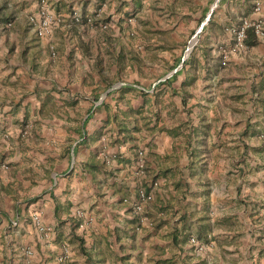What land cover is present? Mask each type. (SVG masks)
Returning <instances> with one entry per match:
<instances>
[{"label":"crops","instance_id":"0c3cea01","mask_svg":"<svg viewBox=\"0 0 264 264\" xmlns=\"http://www.w3.org/2000/svg\"><path fill=\"white\" fill-rule=\"evenodd\" d=\"M255 3L4 0L0 264H264V36L233 51L231 32L264 31Z\"/></svg>","mask_w":264,"mask_h":264},{"label":"built area","instance_id":"2783aa9c","mask_svg":"<svg viewBox=\"0 0 264 264\" xmlns=\"http://www.w3.org/2000/svg\"><path fill=\"white\" fill-rule=\"evenodd\" d=\"M262 5V0H256L255 3V13L260 12ZM81 15L78 12H74L72 14V19L75 22L81 21ZM28 23L34 29L37 37L46 38L53 34V32L57 29V27L61 24V18L55 15L48 7L44 1L39 3L38 10L35 13H32L28 16ZM90 21V20H89ZM107 24H101L100 29L106 30ZM248 29H252L256 37H263V22L260 19L254 20H243L241 24L234 29L231 30L234 35V46L233 51L243 50L245 48L244 41L246 39V32ZM219 51L222 55L223 60L225 61L228 57V51L224 48H219ZM261 140L264 142V135L260 136ZM135 173L138 177L143 178L145 174V160L143 157V152L138 153V159L135 164ZM153 185H156L154 183ZM150 200V195H148L143 189L138 191V196L135 202L132 204L133 212L140 217L141 220H145L144 215V206ZM127 202V201H126ZM78 217L82 216L81 211L76 212ZM31 220L33 225L38 229V231L48 234L51 229L49 227H45L40 219V215L37 212H33L31 214ZM92 219H89L91 221ZM189 244L193 247L195 252L199 254H203L207 249L212 247V243H201L196 238L191 237L189 239ZM66 253V249L64 251Z\"/></svg>","mask_w":264,"mask_h":264},{"label":"trees","instance_id":"16d2710c","mask_svg":"<svg viewBox=\"0 0 264 264\" xmlns=\"http://www.w3.org/2000/svg\"><path fill=\"white\" fill-rule=\"evenodd\" d=\"M2 3L0 4V24L6 25L8 23H10L13 18L10 15H6L5 12V4H4V0H1ZM246 39L244 41V43H246L247 46H254L256 44V35L254 34L252 29H248L246 32ZM204 133V132H203ZM199 137V136H198Z\"/></svg>","mask_w":264,"mask_h":264},{"label":"rangeland","instance_id":"374dc122","mask_svg":"<svg viewBox=\"0 0 264 264\" xmlns=\"http://www.w3.org/2000/svg\"><path fill=\"white\" fill-rule=\"evenodd\" d=\"M10 24V23H9Z\"/></svg>","mask_w":264,"mask_h":264}]
</instances>
